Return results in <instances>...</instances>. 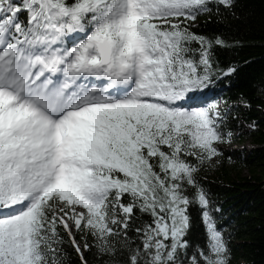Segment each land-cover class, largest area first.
I'll return each mask as SVG.
<instances>
[{
    "label": "snow or ice",
    "instance_id": "snow-or-ice-1",
    "mask_svg": "<svg viewBox=\"0 0 264 264\" xmlns=\"http://www.w3.org/2000/svg\"><path fill=\"white\" fill-rule=\"evenodd\" d=\"M235 4L0 0V264H67L65 245L80 264L93 247L105 264H229L198 173L230 135L203 94L236 68L192 28Z\"/></svg>",
    "mask_w": 264,
    "mask_h": 264
},
{
    "label": "trees",
    "instance_id": "trees-1",
    "mask_svg": "<svg viewBox=\"0 0 264 264\" xmlns=\"http://www.w3.org/2000/svg\"><path fill=\"white\" fill-rule=\"evenodd\" d=\"M220 13L199 15L192 31L224 39L227 46L215 47V59L221 69L236 68L231 75L217 79L201 101L217 103L221 112L227 113L225 130L230 135L216 145L222 155L211 166L205 165L198 176L217 227L228 242L229 264H264V0H236L231 11L221 8ZM247 142L251 146L242 147ZM189 212V239L202 246L206 235L200 209L193 206ZM137 216V225L149 219ZM59 231L63 234V229ZM64 251L67 264H80L70 245H65ZM84 256L88 264H105L109 259L98 255L95 247Z\"/></svg>",
    "mask_w": 264,
    "mask_h": 264
},
{
    "label": "rangeland",
    "instance_id": "rangeland-1",
    "mask_svg": "<svg viewBox=\"0 0 264 264\" xmlns=\"http://www.w3.org/2000/svg\"><path fill=\"white\" fill-rule=\"evenodd\" d=\"M90 79H92V78H90ZM245 128V130H247V128L246 127H244ZM244 130V131H245ZM221 146H226V147H229V146H231V147H233V148H235V147H241L240 145H235V144H230L229 146H227V145H225V144H221ZM249 146H251L250 145V143L249 142H247L245 145H243L242 147H249ZM245 173H247V172H245ZM74 231V230H73Z\"/></svg>",
    "mask_w": 264,
    "mask_h": 264
}]
</instances>
